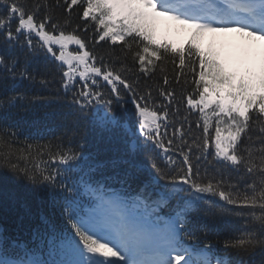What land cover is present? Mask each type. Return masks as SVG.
<instances>
[{
    "label": "snow or ice",
    "instance_id": "6c2138e0",
    "mask_svg": "<svg viewBox=\"0 0 264 264\" xmlns=\"http://www.w3.org/2000/svg\"><path fill=\"white\" fill-rule=\"evenodd\" d=\"M164 20L187 39L162 35ZM228 33L247 46L219 39ZM258 42L264 0H0V87L64 90L0 97V175L50 197L61 220L41 217L27 240L0 227V264H264ZM128 98L134 121L116 111ZM50 99L59 135L21 139L12 110ZM90 130L121 132L147 163L122 159L135 171L104 176Z\"/></svg>",
    "mask_w": 264,
    "mask_h": 264
},
{
    "label": "trees",
    "instance_id": "16d2710c",
    "mask_svg": "<svg viewBox=\"0 0 264 264\" xmlns=\"http://www.w3.org/2000/svg\"><path fill=\"white\" fill-rule=\"evenodd\" d=\"M162 35H167L166 32H162ZM43 68L42 61H36L33 66L29 69H41ZM39 80V76L37 77ZM60 92L59 84H56L52 89H42L38 83L36 85H31L28 81L24 85V89L19 92L27 97H31L35 94H42L44 96H49L56 90ZM5 89L0 87V97L3 95ZM24 103H29L28 100H23ZM52 104L53 109L45 110L50 115L57 111L56 104L59 101L49 100ZM24 112V111H23ZM9 123L15 122L14 119L10 118ZM24 136H28L24 133ZM95 161H99L97 153H89ZM145 160V159H142ZM147 161V160H146ZM138 164H145L139 162ZM130 166V165H129ZM132 171L131 166L117 169L116 172L123 173V171ZM102 173V172H101ZM49 208V210H47ZM54 210L56 206L54 203L47 201L46 195H40L34 192L31 186L27 185L26 182L19 181L12 178L11 176L0 175V222H4L8 228L16 229V227H21L23 232L27 237H30L33 227L40 221L41 217H48L53 219Z\"/></svg>",
    "mask_w": 264,
    "mask_h": 264
}]
</instances>
